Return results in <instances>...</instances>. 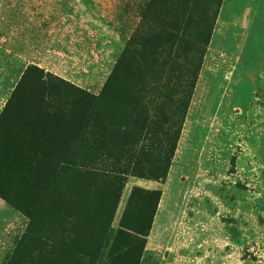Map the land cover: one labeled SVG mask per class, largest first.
I'll use <instances>...</instances> for the list:
<instances>
[{
    "label": "rangeland",
    "instance_id": "1",
    "mask_svg": "<svg viewBox=\"0 0 264 264\" xmlns=\"http://www.w3.org/2000/svg\"><path fill=\"white\" fill-rule=\"evenodd\" d=\"M29 66L93 94L114 78L93 166L118 190L93 264L133 188L159 195L138 264H264V0H0V111ZM155 154L162 176L133 173ZM24 226L0 198V264Z\"/></svg>",
    "mask_w": 264,
    "mask_h": 264
},
{
    "label": "trees",
    "instance_id": "2",
    "mask_svg": "<svg viewBox=\"0 0 264 264\" xmlns=\"http://www.w3.org/2000/svg\"><path fill=\"white\" fill-rule=\"evenodd\" d=\"M171 46H126L124 54L170 55ZM173 57L194 67L192 56L175 49ZM109 81L93 94L29 66L0 111V198L25 217L3 264L94 263L118 190L117 176L93 166L102 160L94 143L105 139L96 128L114 126L100 109L102 95L118 96L107 94ZM123 119L122 143L132 144V122ZM156 158L133 173L159 178L165 161ZM158 196L153 189L129 191L101 264H138Z\"/></svg>",
    "mask_w": 264,
    "mask_h": 264
}]
</instances>
